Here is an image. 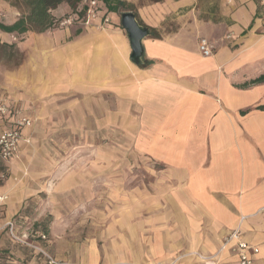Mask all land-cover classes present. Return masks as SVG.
<instances>
[{
	"label": "crops",
	"instance_id": "0c3cea01",
	"mask_svg": "<svg viewBox=\"0 0 264 264\" xmlns=\"http://www.w3.org/2000/svg\"><path fill=\"white\" fill-rule=\"evenodd\" d=\"M0 1V21L13 23L20 11L8 0ZM124 1L161 35L142 41V59L150 63L140 66L130 60L120 15L108 13L110 23L102 27L27 31L20 48L29 54L21 69L40 75L46 91L84 97L99 127L110 115L111 122L132 134L137 154L163 166L158 177L169 191L177 187L167 200L175 207L164 213L166 225L148 228L154 233L149 246L156 243L147 254L150 259L173 264L180 247L205 255L218 253L216 263L206 264H239L235 242L224 245L238 230L243 241L258 249L250 251L252 264H264V110L253 109L264 105V81L245 85L264 73V2ZM70 10L61 3L51 14L59 18ZM15 35L0 31L4 42ZM202 38L213 46L212 55L199 51ZM111 99L116 101L115 110L108 109ZM246 108L251 110L241 115L239 110ZM29 130L23 132L14 167L11 163L2 186L10 192L5 218L17 217L23 208L24 184L16 185L11 173L19 167ZM199 142L203 145H193ZM140 232L138 223L123 222L116 228V241L97 249L98 254L91 245L67 248L61 240L50 247L45 241L40 244L64 264H133L144 254ZM0 264H44V260L0 230ZM181 264L202 263L186 258Z\"/></svg>",
	"mask_w": 264,
	"mask_h": 264
},
{
	"label": "rangeland",
	"instance_id": "374dc122",
	"mask_svg": "<svg viewBox=\"0 0 264 264\" xmlns=\"http://www.w3.org/2000/svg\"><path fill=\"white\" fill-rule=\"evenodd\" d=\"M8 1L21 14L27 12L22 1ZM91 23L89 26H105L98 25V20ZM53 29L60 28L48 30ZM24 40L23 35L11 37L10 42L0 39V91L17 101L33 121L25 152L17 160L19 167L11 173L13 182L24 184L25 189L23 208L14 218L18 229L45 233L48 247L61 240L67 248L68 244L91 245L98 254L107 242L110 245L116 241V228L123 222L127 226L138 223L144 254L140 262L133 264H162L147 255L156 244L149 246L154 233H149L148 228L156 230L161 222L166 225L163 215L169 212V206L170 211L175 207L167 201L168 193L177 187L169 191L163 177H158L163 166L137 154L132 134L111 122L110 115L106 117L108 126L105 120L99 127L84 97L46 91L40 75L21 69L29 54L20 48ZM115 103L111 99L108 109L115 110ZM172 240L178 241L175 235ZM176 254L173 264H181L186 258H197L206 264L207 260L216 263L218 253L205 255L179 247Z\"/></svg>",
	"mask_w": 264,
	"mask_h": 264
},
{
	"label": "built area",
	"instance_id": "2783aa9c",
	"mask_svg": "<svg viewBox=\"0 0 264 264\" xmlns=\"http://www.w3.org/2000/svg\"><path fill=\"white\" fill-rule=\"evenodd\" d=\"M262 1L264 2V0ZM98 5L99 0H81L74 11L62 17L54 18L51 27L63 29L69 28L76 23L89 26L94 20H98V25L109 24L108 14L102 18L98 16ZM198 49L204 56L213 54V46L204 38L200 39ZM32 124V117L27 111L17 101L0 91V230H4L11 241L41 255L44 264H64L40 244V242L47 239L45 233L33 230L20 231L16 219L2 217L3 210L10 198L9 193L2 190V186L8 177V170L12 160L19 152L20 143L24 139L23 132L29 130ZM230 241L235 242L239 255V264H252L250 251L257 253L258 249L243 241L239 236L238 230L233 231L225 239L224 245Z\"/></svg>",
	"mask_w": 264,
	"mask_h": 264
},
{
	"label": "trees",
	"instance_id": "16d2710c",
	"mask_svg": "<svg viewBox=\"0 0 264 264\" xmlns=\"http://www.w3.org/2000/svg\"><path fill=\"white\" fill-rule=\"evenodd\" d=\"M27 8L26 13H22L19 17L11 24H5L0 21V31L5 33L23 35L27 31H36V32H44L48 30L53 23V16L51 14V10L55 9L59 4L66 3L69 7L74 11L81 0H20ZM159 1V0H155ZM98 16L104 17V15L108 13H117L121 14L125 11L133 12L138 24L148 31V36L154 39H160L161 35L159 32L151 27L146 26L137 16L134 11L133 5L125 2L124 0H99V5L97 8ZM84 12V11H83ZM82 12V13H83ZM150 61L146 62L142 59V63L140 66H144ZM264 81V73L259 76L249 80V84H256ZM253 109L264 110V105H256ZM251 108H246L243 110H239L241 115L248 113Z\"/></svg>",
	"mask_w": 264,
	"mask_h": 264
},
{
	"label": "water",
	"instance_id": "95a60500",
	"mask_svg": "<svg viewBox=\"0 0 264 264\" xmlns=\"http://www.w3.org/2000/svg\"><path fill=\"white\" fill-rule=\"evenodd\" d=\"M120 25L126 33L129 48L131 50L130 60L134 64L142 63L143 39L148 36L146 28L140 26L131 11H125L120 14Z\"/></svg>",
	"mask_w": 264,
	"mask_h": 264
},
{
	"label": "bare ground",
	"instance_id": "6f19581e",
	"mask_svg": "<svg viewBox=\"0 0 264 264\" xmlns=\"http://www.w3.org/2000/svg\"><path fill=\"white\" fill-rule=\"evenodd\" d=\"M210 264V263H209Z\"/></svg>",
	"mask_w": 264,
	"mask_h": 264
}]
</instances>
